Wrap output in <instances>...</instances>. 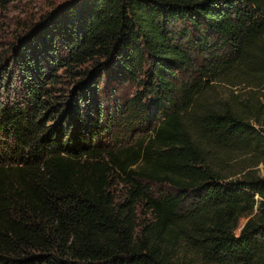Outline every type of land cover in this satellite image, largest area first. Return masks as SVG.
I'll return each mask as SVG.
<instances>
[{"label": "trees", "instance_id": "obj_1", "mask_svg": "<svg viewBox=\"0 0 264 264\" xmlns=\"http://www.w3.org/2000/svg\"><path fill=\"white\" fill-rule=\"evenodd\" d=\"M12 47L0 264H264V0H73Z\"/></svg>", "mask_w": 264, "mask_h": 264}, {"label": "rangeland", "instance_id": "obj_2", "mask_svg": "<svg viewBox=\"0 0 264 264\" xmlns=\"http://www.w3.org/2000/svg\"><path fill=\"white\" fill-rule=\"evenodd\" d=\"M73 0H0V103L4 104L6 99H16L17 92L20 89V76L14 60L15 53L12 45L16 44V38L21 34L22 30L33 25L39 17L50 13L57 7L71 2ZM60 76V75H59ZM67 80L60 78V83L57 85V94L66 95L71 88L67 84ZM135 87L126 82H111L106 89H104L103 98H108L110 101L116 97L119 102H125L131 97ZM60 90V91H59ZM107 99V100H108ZM147 102V101H146ZM151 110V105L147 104ZM53 125L52 121L46 123L49 127ZM128 133L124 134L125 137ZM136 136V135H135ZM122 136V138H125ZM248 157V156H247ZM246 156H239V159H246ZM231 162L235 164L237 161ZM252 172L260 178H264V164L260 163L256 167L250 168ZM235 176L234 178H237ZM152 193L167 192L164 188L152 187ZM116 194H119L120 185L115 188ZM243 223V221L241 222Z\"/></svg>", "mask_w": 264, "mask_h": 264}]
</instances>
